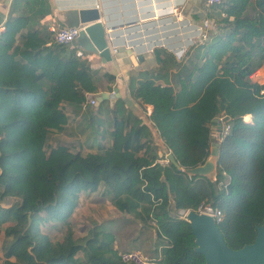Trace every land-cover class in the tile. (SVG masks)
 <instances>
[{
  "label": "trees",
  "instance_id": "obj_1",
  "mask_svg": "<svg viewBox=\"0 0 264 264\" xmlns=\"http://www.w3.org/2000/svg\"><path fill=\"white\" fill-rule=\"evenodd\" d=\"M12 15L0 32V264H124L112 232L94 225L74 237L81 195L100 188L118 212L154 229L162 264H205L190 224L176 215L202 204L221 212L217 227L229 248L254 241L264 224V86L249 77L264 65V0L207 7L216 32L187 50V62L171 64L154 50L160 70L177 68L175 85L148 74L130 85L131 96L152 107L149 119L178 166L160 164L152 140L142 142L148 128L135 120L127 129L126 118L114 121L108 147L95 136L96 150L85 155L65 145L47 151L49 135L69 121L64 105L78 115L97 79L88 53L47 31L23 33L28 17ZM220 115L230 129L219 142L215 179L185 174L210 156L211 123ZM42 226L62 227L63 236L52 241Z\"/></svg>",
  "mask_w": 264,
  "mask_h": 264
},
{
  "label": "crops",
  "instance_id": "obj_2",
  "mask_svg": "<svg viewBox=\"0 0 264 264\" xmlns=\"http://www.w3.org/2000/svg\"><path fill=\"white\" fill-rule=\"evenodd\" d=\"M12 4L14 8L11 11ZM90 9L98 10L99 21L112 28L109 32L113 37L110 44L111 62H104L96 54L88 53L87 56L90 68L97 79V93L89 97L96 100V105L92 107L95 111L92 116L97 122L95 132L98 134L96 135L97 142L105 147L110 146V132L113 130L114 121L122 118H126L127 129L135 125V120L140 126H146L149 137L142 139V142L152 140L151 130L147 123L149 122L153 127L149 119L152 107L142 105L134 99L130 93V85L136 84L138 80L148 74L157 75L159 77L157 82L162 85L174 86L173 75L177 72V68L170 65L160 70V65L155 62L154 50H161L168 54L166 59L171 64L172 62L179 63L182 58L184 61L181 63L187 62L190 56L184 57V55L187 49L192 47L190 43L198 41V27L201 21L207 18V8L203 0H17L15 4L14 0H0V16L4 18L0 32L3 31L4 24L11 12L14 17L21 15L28 17V25L23 33L28 30L52 33V27H65L60 22V12ZM44 10L46 13L41 14ZM210 20L214 24V21ZM84 26L80 25L78 28ZM77 49L79 52H83L79 48ZM165 57V54H161V59ZM105 74L112 76V79L104 77ZM97 94H100L101 100L96 97ZM88 104L83 105L81 112L76 116L71 113L70 107L64 105L65 112L69 111L67 116L72 118H69L62 131L57 133L58 136L66 138V135L77 131L84 119L91 118L84 116L86 110L91 109ZM153 129L157 133L154 127ZM216 129L215 123L211 124V130L214 132ZM219 142L218 138H213L211 144L218 143L219 145ZM157 156L161 157L158 151ZM86 196L88 194L83 193L80 200ZM117 213L121 214L118 211ZM127 216L133 219L131 216ZM152 230L154 231V229ZM117 232L119 233V231ZM112 233L115 236L114 248L116 250L119 247L126 249L122 245L118 233L114 231ZM153 237V243H156V247L160 250L155 231ZM135 239L138 243H142L143 239L139 234H136Z\"/></svg>",
  "mask_w": 264,
  "mask_h": 264
},
{
  "label": "water",
  "instance_id": "obj_3",
  "mask_svg": "<svg viewBox=\"0 0 264 264\" xmlns=\"http://www.w3.org/2000/svg\"><path fill=\"white\" fill-rule=\"evenodd\" d=\"M97 9L71 10L59 13L60 22L65 28H80L78 36L71 46L80 50L99 55L104 62H111V27L99 21ZM4 18L0 16V26ZM96 97L101 100L100 94ZM217 121L215 118L211 124ZM219 132L221 127H219ZM218 143L211 144L210 156L206 161L195 168L187 169L185 174L194 177H204L214 180L218 165ZM167 160L177 165L175 157L171 152L167 154ZM185 220L190 224L191 235L194 237L195 252L202 255L205 264H264V224L256 227V236L251 244L240 249L233 250L227 246L219 231L214 219L206 214H199L193 211H183Z\"/></svg>",
  "mask_w": 264,
  "mask_h": 264
},
{
  "label": "rangeland",
  "instance_id": "obj_4",
  "mask_svg": "<svg viewBox=\"0 0 264 264\" xmlns=\"http://www.w3.org/2000/svg\"><path fill=\"white\" fill-rule=\"evenodd\" d=\"M217 12L218 10H216L215 13ZM247 13L248 15H253V12L250 9H248ZM219 19L220 18H215V21L217 22L219 21ZM215 32L216 27L214 24L213 29L207 31L206 38L202 41H197V43L195 44L201 45L202 43L207 42ZM190 45H192V42L190 43ZM263 70V68L258 70L257 73H259V77L257 80L262 81L261 72H263ZM88 105L91 109L88 108L86 110V115L84 114V116H86V118H91L87 120L84 119L78 126L77 131L72 132L70 135H66V138H61V136H58L57 133L50 134L46 146L47 151L49 150V148H54L58 145H65L73 152H80L82 155L94 152L96 150L93 144L96 143L95 132L97 128V122L96 119H93L92 117L95 111L90 104ZM67 113H69V111H67ZM69 118L71 119L72 117L69 116ZM147 123L149 125L148 127L151 130L153 146L158 152H160L161 156H164L167 153V150L163 146L161 139H159V135H157L153 127H151V124L149 122ZM101 193L102 189L100 188L93 195H88L79 201V204L72 217L74 237L76 239L82 238L87 233V230L92 228L94 225H97L102 227L104 231H114L116 233H118L117 231H119V238L122 241V245L126 247V249H121L119 247V249H117L118 252H121L123 250H139L149 257H157V254H155V251L153 249L156 247V243H153L154 231L149 227L142 226L139 222L131 219L127 215L117 213V211L111 206L110 202L105 199ZM11 202V199H6L3 202V206H8L11 204ZM115 221L118 222L114 223ZM42 230L50 236L52 241L61 239L64 232L63 228L58 226H42ZM136 234H139V236L142 237V243L137 242V239H135ZM2 242L3 234L0 230V247L2 245Z\"/></svg>",
  "mask_w": 264,
  "mask_h": 264
},
{
  "label": "built area",
  "instance_id": "obj_5",
  "mask_svg": "<svg viewBox=\"0 0 264 264\" xmlns=\"http://www.w3.org/2000/svg\"><path fill=\"white\" fill-rule=\"evenodd\" d=\"M203 3L207 8V7H213V6L220 5L222 3V0H203ZM213 25H214L213 22L208 18H205L204 20L201 21V23L198 27V31H199L198 32V35H199L198 41L199 40L202 41L206 38L207 31L210 29H213ZM79 30H80V28H65V27H52L51 28V32L53 34L54 42H56L57 44H60V45H67V46L71 45L75 41V39L78 36ZM194 44H195V42L192 43V45H194ZM178 57H181V56H178ZM261 68H259V69H261ZM259 69H257L249 77V79H250V82L252 84L259 85V86L263 87L264 84H260L257 82V79L259 77V73H257V72ZM263 69H264V67H263ZM261 74H262V77L264 79V70H263V72H261ZM260 93L263 94V90ZM89 104L91 105V107H94L96 105V100L93 97L89 98ZM215 127H217V129L214 132L212 131V133H213L212 139L218 138V140H221V138H223L225 135H227V133L230 129L229 124H227L225 122V116L217 117V121L215 122ZM219 127H221L220 132L218 131ZM167 154L168 153H166L164 155V159L159 162L160 164H168L169 163V161L167 160V157H166ZM183 211L184 210L177 211L176 215L185 219V214L183 213ZM185 211H190V210H185ZM192 211L195 213L206 214V215L211 216L214 219L216 224L219 221H221V217H222L221 212L218 209L211 207L210 205H203L202 204V205L198 206V208L196 210H192ZM150 224L152 226H155L154 222H151ZM118 256H119L120 261L124 264H162L160 262L159 255H157V257H149L139 250L121 251V252H118Z\"/></svg>",
  "mask_w": 264,
  "mask_h": 264
},
{
  "label": "bare ground",
  "instance_id": "obj_6",
  "mask_svg": "<svg viewBox=\"0 0 264 264\" xmlns=\"http://www.w3.org/2000/svg\"><path fill=\"white\" fill-rule=\"evenodd\" d=\"M262 77V76H261ZM262 81H260V80H257V82L258 83H260V84H264V79H263V77H262V79H261ZM249 117L247 116V117H245V119L247 120Z\"/></svg>",
  "mask_w": 264,
  "mask_h": 264
}]
</instances>
